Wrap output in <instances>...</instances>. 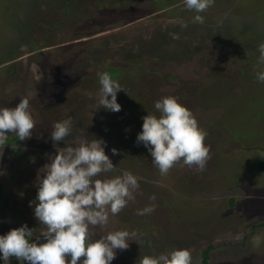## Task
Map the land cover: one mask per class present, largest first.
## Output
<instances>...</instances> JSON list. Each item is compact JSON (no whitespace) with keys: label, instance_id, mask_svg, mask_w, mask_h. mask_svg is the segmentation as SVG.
Returning <instances> with one entry per match:
<instances>
[{"label":"rangeland","instance_id":"374dc122","mask_svg":"<svg viewBox=\"0 0 264 264\" xmlns=\"http://www.w3.org/2000/svg\"><path fill=\"white\" fill-rule=\"evenodd\" d=\"M197 14L203 24L194 22ZM261 43L264 0H214L202 13L187 10L183 0H0V108L26 97L36 123L30 139L0 146V235L27 224L39 236L37 176L43 178L49 157L65 143L103 139L116 171L101 178L128 171L140 185L106 227L93 229L94 239L137 233L113 261L139 264L145 255L189 249L192 264H264V174L251 177L241 168L236 183L224 184L209 162L199 171L181 161L161 175L142 143L135 150L143 117H159L155 103L171 96L208 133L214 157L222 144L235 157L264 156ZM110 65L122 69L115 79L124 89L119 112L96 110L97 73ZM69 117L73 134L54 147L52 126ZM150 205L154 212L138 215ZM9 264L28 262L12 257Z\"/></svg>","mask_w":264,"mask_h":264},{"label":"clouds","instance_id":"9594fccd","mask_svg":"<svg viewBox=\"0 0 264 264\" xmlns=\"http://www.w3.org/2000/svg\"><path fill=\"white\" fill-rule=\"evenodd\" d=\"M183 2L187 10L196 13L205 12L214 4V0ZM194 22L203 24L204 17L197 14ZM258 50L260 62L264 63V43ZM97 75L101 97L96 110L102 107L112 112L121 111L117 93L124 89L108 72ZM257 78L264 82V71L259 72ZM155 108L160 116L148 114L143 117L142 131L136 143H142L148 149L160 174L167 175L181 161L190 168L205 170L212 155L210 146L205 145L208 133L199 127L193 113L171 96L158 100ZM29 109L30 102L26 97L14 108H0V146L6 144L9 133L19 141L32 137L36 123ZM73 128L72 117L54 123L50 134L54 147L58 142L65 143L72 136ZM65 144L66 147H57V154L49 157L51 162L44 166L43 178L37 176L38 203L34 216L43 225L40 235L34 236L33 229L27 224L0 235V258L4 264H9L12 257L28 264H111L117 250H127L130 241L136 242L135 231L118 230L94 239L93 229L106 227L110 215L119 214L129 201L135 199L134 193L140 187L137 177L124 171L122 175L101 178L116 171L105 153L103 139L81 138L78 143ZM221 148L227 151L224 144ZM111 151L113 155L119 154L115 148ZM250 159L263 160L264 156ZM226 169L236 175L243 174L239 169ZM222 171L216 172L222 175ZM150 199L155 200V196ZM154 210V205L146 206L138 210V215H148ZM41 238L46 242L40 243ZM192 259L189 249H174L158 256L145 255L139 264H192Z\"/></svg>","mask_w":264,"mask_h":264},{"label":"trees","instance_id":"16d2710c","mask_svg":"<svg viewBox=\"0 0 264 264\" xmlns=\"http://www.w3.org/2000/svg\"><path fill=\"white\" fill-rule=\"evenodd\" d=\"M67 4L64 5V7L62 9L63 11L64 10H69L70 6L67 5ZM162 39L163 38H161V40H160L161 42H162ZM119 48H121V47L119 46ZM187 55H189V54H187ZM184 57H185V55L182 57V59ZM175 58H176V56H175ZM121 71H122V69L119 68L117 65H110V66L106 67L105 70H104V72H108L112 76L113 79H116V77L119 76ZM134 108H136V107L134 106ZM13 142H20V141L18 140V137H16L14 134L9 133V138L6 141V143L7 144H11ZM141 145L142 144H139L135 148V150L137 152L142 149ZM215 147H216V150H217L218 154H215L216 157L211 155V159L208 161L209 162V166H210L209 170H211V171H215L216 170L218 172L222 171V170H226V171H222V175L223 176H218L216 174L218 177L221 178L222 183L228 184L232 180H234V182L236 183L237 180H235L236 178H234L236 174L234 172L230 173L228 171V169H226V168H230L232 166H234V168H232V169H239L241 171H242L241 168H249V169H251L252 170L251 177H255L257 173L264 174V159L263 160H253V159H250L248 157H246V159H243L240 156H237V157L234 158V156H232L229 151H222L221 146L218 145V146H215ZM12 152H13V154L17 155L18 154V149L16 147L12 148ZM158 172L160 173L159 170H158ZM239 183H240V181H239ZM260 191H264V189L260 190ZM181 192H183L184 194L189 193L188 191H185L184 189H182ZM3 196H4V188H3V184L0 183V201L3 199ZM259 224L260 225H264V220L261 221ZM252 227H254V226H251V228ZM208 248L209 247H206L202 251L203 262H205V260L207 258ZM111 264H125V261H123V262L112 261Z\"/></svg>","mask_w":264,"mask_h":264}]
</instances>
